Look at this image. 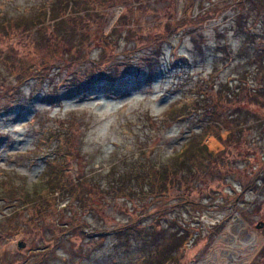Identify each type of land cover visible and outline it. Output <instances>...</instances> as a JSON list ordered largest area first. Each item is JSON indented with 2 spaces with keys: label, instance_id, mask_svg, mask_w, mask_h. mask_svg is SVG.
Listing matches in <instances>:
<instances>
[{
  "label": "rangeland",
  "instance_id": "rangeland-1",
  "mask_svg": "<svg viewBox=\"0 0 264 264\" xmlns=\"http://www.w3.org/2000/svg\"><path fill=\"white\" fill-rule=\"evenodd\" d=\"M51 1L0 0V183L14 178V186L8 185L12 195L24 180L26 187L34 185L48 161L65 181L77 183L94 171H106L110 161L120 163L132 155L163 160L200 127H210L212 154L195 178L180 188L175 185L143 198L92 194L95 209L88 203L79 206L75 198L68 201L60 192H32L27 199L6 196L0 200V264H170L174 260L264 264V134L257 136L254 128H246L240 138L229 141L224 134L218 138L206 114L210 110L205 114L196 110L179 121L164 116L172 103L180 104L206 89L213 91L220 81L235 87L239 72L247 68L245 56L234 53L238 49L245 53L241 30L251 28L256 45L264 47V14L246 0H149L132 14L134 23L131 15L123 29L111 30L124 3L108 14L93 13L89 4L90 13L85 15L89 32L80 43L81 61L100 58L96 64L107 65L104 56H98L104 47L106 56L121 62L119 78L128 75L120 69L122 63L136 64L128 68L134 76L129 85L110 90L95 83L81 92L70 90L67 75L73 69L80 78L83 75L76 67L58 64L61 58L42 77H21L16 84L23 58L39 64L49 54L33 30L22 34L12 27L6 30L5 20L23 11L49 10ZM207 7L211 11L199 14ZM183 15L190 18L182 20ZM229 48L236 57L228 56ZM146 56L152 57L151 71L138 69ZM146 72H151L150 80ZM252 83L256 84L250 82L249 88ZM240 95L233 100L235 106L250 110L251 117L252 112L264 117V102ZM229 100L225 98L224 105L231 107ZM255 118L244 124L255 127ZM58 129L71 132L70 138L62 139ZM70 144L77 146L72 155L59 152L56 163L55 149L65 151ZM130 162L131 158L122 166ZM127 222H135L138 236L150 242L137 243L132 231L129 240L125 233L120 240L115 230ZM151 225H157L153 234L147 228ZM182 228L187 230L177 234ZM151 243L167 246L168 258L156 255L148 260Z\"/></svg>",
  "mask_w": 264,
  "mask_h": 264
},
{
  "label": "trees",
  "instance_id": "trees-1",
  "mask_svg": "<svg viewBox=\"0 0 264 264\" xmlns=\"http://www.w3.org/2000/svg\"><path fill=\"white\" fill-rule=\"evenodd\" d=\"M235 1L240 2V0ZM246 1L252 5L255 4L258 14H264V0ZM121 2L124 3V10L118 14L111 30H115L117 27L123 29V25H127L131 20V22L134 23V16L138 12L139 7L148 4L147 2H149V0H52L49 5V10H46L45 8L33 9L35 7V4H33L30 8L33 10L19 12L14 18L5 20V23L7 22V25H9H5L6 30L12 27L20 31V34H22L23 31L33 30L34 36L39 35L40 37L41 44L43 45L41 48L49 54L48 58L41 59L39 64H37L36 61L28 63L26 58H23L19 63L22 73L16 77V84L20 83L21 77H42L45 73L51 70L52 67H56L53 66L55 65L54 61L57 58H61L63 62L56 63L71 67L73 66V68L76 67L83 75V77L80 78L78 71L75 69H73V73L70 72L67 75L70 90L77 89L81 92L80 90L88 89L91 84L95 83H103L109 86L110 90L125 88L128 86L129 84L127 81H132L134 79L132 72L128 71V68L131 69L136 65L133 62L122 63L124 66L120 69H126L125 71L128 72V75L126 78H119L118 70L121 62H117L116 56H106L104 54V47L100 49L98 56H104L105 61H108L107 65L103 63L101 64L102 66L97 65L96 60H99L100 58L81 61L82 53L80 43L88 36L89 31L87 29L88 26L85 23V15L90 13L89 9L91 8L93 13L100 12L101 14H108L113 6ZM89 4L90 8H87V5L89 6ZM83 8H85V10L83 14H80V9L82 10ZM206 10L207 12L211 11L210 7H207L206 9L201 10L199 14L201 12L204 13ZM237 13L242 14L240 16H243L246 12L239 11ZM132 14L135 15L133 16ZM131 15V20H128ZM182 17V20L190 18L189 15H183ZM180 19L181 17L175 19V22L180 21ZM48 20L51 22H48ZM241 33L245 34L246 37V39L242 41V44L247 46L244 45V51H242L245 53H241L239 49L234 53L240 58L245 56V68L246 66L247 68L244 72H239L238 77L236 78L237 83L235 87L231 88L228 81H220L213 91L206 89L202 93L199 92L197 96H193L189 100L180 104L178 102L172 103V105L164 112L165 118H170L172 121H179L185 115L195 114L196 110H201V112L210 110L209 112L206 111V114L210 117L209 121L212 124L214 123L213 125L217 128V133L213 134L218 138H222L223 134L227 136L229 141L234 137L240 138L246 128H254L257 136L259 134H261V137L263 136L264 117L255 116V113L253 112V117H251L250 110L242 111L240 106H235L233 104V100L239 98L242 92L246 98L252 97L255 102L260 100L258 103L261 105L262 102H264V47L256 45L258 43L257 40L253 38L255 33H253L251 28L245 27L241 30ZM152 41L154 42L157 40ZM44 43H47V45H44ZM254 45L256 46L254 47ZM225 51H227L226 48H224V52ZM226 53L230 57H236L230 48ZM1 58L3 57L0 56V62ZM151 59V56H146L144 58L146 61L145 64L139 65L138 69H144L147 67V70L151 71L153 66ZM150 74L151 72L145 73V77L149 78V80ZM249 75L251 78H248ZM101 76H105V78L101 79ZM252 81H255L256 84L252 83L254 86L249 88V83ZM5 86L7 85L5 84ZM236 87L241 91L239 89L236 91ZM225 98L227 100L230 99L228 103L233 105L231 106L233 110H231L232 108L228 105H224ZM205 103H207V107H205ZM223 109L229 111L224 113ZM253 118L257 120L256 125H254L255 127L244 124ZM214 121H218L220 126H216V122ZM209 128L210 127H207L201 130L200 127L199 130L192 131L186 142L178 149V151L168 155L163 160H156L149 156L144 158H134V155H132L125 157L120 163H112L110 161L111 165H109L106 171H94L95 175L91 176L87 174L85 177H80L78 179L79 182L77 183L73 180H70V182L65 181V176H63L60 170L54 166L52 160L50 161V164L48 161L42 170L39 180H36L34 185L26 187V183H24L26 181L24 180L23 185H20V188L17 191L14 190L15 192L13 195L9 192L8 188L10 186L8 185H13L14 178L8 177L7 179H4L0 183V200L5 201L6 196L8 195H12V197H15L16 199H27L31 197L32 192H34V194L36 192L41 194L42 191L51 193L60 192L63 197H65L64 195L68 196V201L75 198L78 200L79 206H85L88 203V207L95 209L98 207L97 204L93 201L91 202V198L95 194L101 196H108L111 194V197L122 195L123 197L136 196L137 198H143L147 195L150 196L168 191L170 187L175 185L180 188L184 183H190L195 178L201 170L206 158H209L212 154V151L208 146L207 130ZM58 131L59 135H63L64 138L62 139L70 138L71 132L69 133L68 131L60 129H58ZM70 145L71 146L68 145V147L66 146L65 151L59 149L60 147L55 149L54 154L56 157H53V159L56 160V163L59 160L58 157H60L59 152L62 153L61 156L65 154L72 155L77 146ZM38 147L39 145L34 147V150L37 151ZM130 158L131 162L122 166ZM222 162L225 163L224 160H222ZM65 182H67V185L64 184ZM138 228L139 227L135 222L132 224L127 222V225L119 227L118 230H115V233L120 237V240H122L121 235L125 233V240H129V232L132 231L134 241L139 243L143 239L145 242L149 243L150 241L147 237L138 236L140 234ZM147 228H149L153 234V232H156L157 225H151ZM186 230L187 228L178 229L177 234H182ZM148 235L150 236V233ZM125 240L122 243H126ZM161 242L166 244L163 240H161ZM144 245L146 244L144 243ZM158 245L159 244L152 243L150 246L149 244L147 245L150 247V252L147 254L148 260H152L156 255L160 259L168 258V252L165 251L168 247L163 246L162 248H159ZM178 263L179 260H174V262L171 261L170 264Z\"/></svg>",
  "mask_w": 264,
  "mask_h": 264
},
{
  "label": "water",
  "instance_id": "water-1",
  "mask_svg": "<svg viewBox=\"0 0 264 264\" xmlns=\"http://www.w3.org/2000/svg\"><path fill=\"white\" fill-rule=\"evenodd\" d=\"M19 246H20V247L23 246V243L19 242Z\"/></svg>",
  "mask_w": 264,
  "mask_h": 264
}]
</instances>
